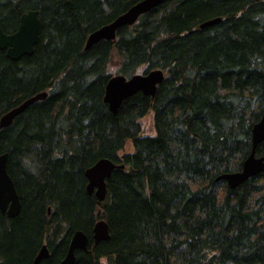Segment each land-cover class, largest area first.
<instances>
[{"label": "trees", "instance_id": "obj_1", "mask_svg": "<svg viewBox=\"0 0 264 264\" xmlns=\"http://www.w3.org/2000/svg\"><path fill=\"white\" fill-rule=\"evenodd\" d=\"M137 1L0 0L6 33L29 9L40 19L31 55L0 49V117L47 92L0 128L21 205L14 217L0 212V264H31L43 243L50 253L39 264H58L76 230L88 245L73 264H264V171L235 188L219 178L241 168L264 110V0H165L84 49ZM112 57L127 78L161 68L154 96L137 92L111 113ZM148 111L153 135L140 129ZM103 157L122 167L98 202L85 170ZM98 219L109 239L95 244Z\"/></svg>", "mask_w": 264, "mask_h": 264}, {"label": "water", "instance_id": "obj_2", "mask_svg": "<svg viewBox=\"0 0 264 264\" xmlns=\"http://www.w3.org/2000/svg\"><path fill=\"white\" fill-rule=\"evenodd\" d=\"M165 0H139L129 6L124 12L117 15L110 22L96 28L87 35L84 49L90 48L100 40H114L116 31L125 25H132L140 15L150 11ZM220 21V17H214L200 23L199 27L210 26ZM40 19L38 10L29 9L20 15L18 27L14 32L6 33L0 26V49L6 51V55L17 60L23 55H31L39 39ZM164 78V71L161 68H153L141 73H134L130 77L121 74L111 75L107 80L103 101L107 104L109 111L116 114L122 101L137 92L153 97L157 86ZM46 91H41L22 101L19 105L9 109L0 117V127L11 124L16 115L22 112L36 100L45 98ZM264 140V110L259 120L251 128V150L243 160L241 168L221 174L229 188H235L248 178L264 171V154L255 155L257 145ZM7 154H0V212L11 218L18 215L20 211V198L15 189L14 182L6 170ZM116 164L110 158H100L85 170L87 179L86 191L93 194L98 202H101L106 194V179L110 177ZM92 239L96 244L102 240L109 239L108 224L103 219H98L92 229ZM88 237L81 231L76 230L72 234L67 251L58 264H73L75 261V250L87 251ZM49 255L47 246L43 243L31 264H39L41 260Z\"/></svg>", "mask_w": 264, "mask_h": 264}, {"label": "rangeland", "instance_id": "obj_3", "mask_svg": "<svg viewBox=\"0 0 264 264\" xmlns=\"http://www.w3.org/2000/svg\"><path fill=\"white\" fill-rule=\"evenodd\" d=\"M116 67H117V59L112 57L110 64L108 66V72L111 75H114L116 73ZM144 69V66H140L137 68L136 73H141L142 70ZM152 111H148L144 116H142L139 119L140 123V129L142 134H148V135H153L155 130L153 126V117H152ZM132 150V144L130 141L126 142L122 152H129ZM120 154V153H119ZM101 264H106V261L104 259L100 260Z\"/></svg>", "mask_w": 264, "mask_h": 264}, {"label": "bare ground", "instance_id": "obj_4", "mask_svg": "<svg viewBox=\"0 0 264 264\" xmlns=\"http://www.w3.org/2000/svg\"><path fill=\"white\" fill-rule=\"evenodd\" d=\"M12 123V122H11ZM0 128H2V127H0ZM226 173H228V172H226ZM224 174V173H223ZM50 253V252H49Z\"/></svg>", "mask_w": 264, "mask_h": 264}]
</instances>
